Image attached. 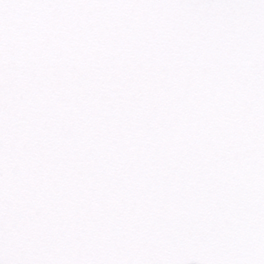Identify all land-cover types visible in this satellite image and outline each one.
<instances>
[{
    "label": "snow or ice",
    "instance_id": "1",
    "mask_svg": "<svg viewBox=\"0 0 264 264\" xmlns=\"http://www.w3.org/2000/svg\"><path fill=\"white\" fill-rule=\"evenodd\" d=\"M0 264H264V0H0Z\"/></svg>",
    "mask_w": 264,
    "mask_h": 264
}]
</instances>
